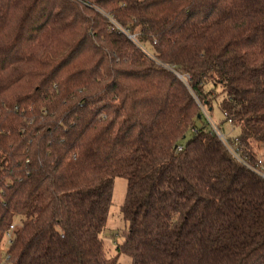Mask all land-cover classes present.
I'll list each match as a JSON object with an SVG mask.
<instances>
[{
  "label": "trees",
  "instance_id": "16d2710c",
  "mask_svg": "<svg viewBox=\"0 0 264 264\" xmlns=\"http://www.w3.org/2000/svg\"><path fill=\"white\" fill-rule=\"evenodd\" d=\"M218 88L254 165L264 0H0V264H117L116 177L132 264H264V179L204 115Z\"/></svg>",
  "mask_w": 264,
  "mask_h": 264
},
{
  "label": "rangeland",
  "instance_id": "374dc122",
  "mask_svg": "<svg viewBox=\"0 0 264 264\" xmlns=\"http://www.w3.org/2000/svg\"><path fill=\"white\" fill-rule=\"evenodd\" d=\"M146 50L148 52H153L151 46L147 47ZM219 95L213 101L212 111L207 114L205 108H203V113L206 117L210 118L211 121L213 120L218 128H220L226 134H233L236 135L238 131L233 129L227 122H224V114L220 109V103L224 97L223 94H220L221 88L217 89ZM209 110V109H208ZM210 114V115H209ZM212 121V122H213ZM201 124V122H199ZM192 136V132H189L185 141H188ZM263 151V152H262ZM261 154L264 153V149H260ZM262 156V155H261ZM264 159V157L262 156ZM127 192V180L122 177H116L114 181L113 193H112V205L109 210V216L107 223L103 232L101 233V238L103 239L104 247L107 251L108 256L110 257H117V264H132V258L125 254H118L117 246L123 240L124 231L127 228V222L125 221L121 207L125 201ZM16 225L19 226V220H16ZM13 233V232H12ZM14 236V234H12ZM9 247V239L5 240V244L3 247V252H6Z\"/></svg>",
  "mask_w": 264,
  "mask_h": 264
},
{
  "label": "built area",
  "instance_id": "2783aa9c",
  "mask_svg": "<svg viewBox=\"0 0 264 264\" xmlns=\"http://www.w3.org/2000/svg\"><path fill=\"white\" fill-rule=\"evenodd\" d=\"M111 21L114 23V25H115L116 27L120 28V27L117 25V23H116L112 18H111ZM120 29H121V28H120ZM128 36H129V38L132 39L134 42H137V38H136L135 35H133V34H129V33H128ZM137 43H138V42H137ZM211 123H212V126H213V130H214L215 133L217 134L218 138L223 142L224 145H226V146L228 147L229 151L233 154V156H234L235 158H237L239 161H243V162H244L246 165H248L253 171H255V172H256L261 178L264 179V159L261 157V158L258 159V162H257L256 164H254V165L251 164V163L248 164V163L244 160L243 156H241V153H240V151H239V149H238L237 144H231V143L229 142L228 135L225 134V133H223L222 130H221L220 128H218L216 125H214V122L211 121ZM228 123L232 125V120H229ZM178 150H179V151L182 150V147L180 146V147L178 148ZM14 229H15V227H14V225H12L10 231H9L8 234H7V238L9 239V241L13 238V236H12L13 233H12V232H13Z\"/></svg>",
  "mask_w": 264,
  "mask_h": 264
}]
</instances>
